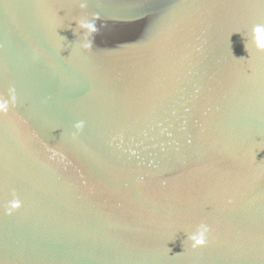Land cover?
I'll use <instances>...</instances> for the list:
<instances>
[{
    "label": "water",
    "instance_id": "water-1",
    "mask_svg": "<svg viewBox=\"0 0 264 264\" xmlns=\"http://www.w3.org/2000/svg\"><path fill=\"white\" fill-rule=\"evenodd\" d=\"M261 23L262 0H0V264H264Z\"/></svg>",
    "mask_w": 264,
    "mask_h": 264
},
{
    "label": "clouds",
    "instance_id": "clouds-1",
    "mask_svg": "<svg viewBox=\"0 0 264 264\" xmlns=\"http://www.w3.org/2000/svg\"><path fill=\"white\" fill-rule=\"evenodd\" d=\"M264 2V0H262ZM84 7V4H81ZM99 16H93L91 19L87 17L80 18L77 22V29L83 32L79 41V47L84 51H90L93 46L92 37L98 32L96 27V21ZM245 50L248 55L251 51L264 52V23L255 24L251 28V32L248 37V42L245 44ZM251 50V51H250ZM16 102V90L15 87H9L7 91V97L4 94H0V116L7 115L11 107L15 106ZM83 127V122H79L75 125V128L79 130ZM13 198L10 200L7 206L6 214H11L17 211L21 207V201L15 197V193L12 194ZM211 228L206 223L198 224L195 229L187 235V241L192 250L205 247L208 243V236Z\"/></svg>",
    "mask_w": 264,
    "mask_h": 264
}]
</instances>
